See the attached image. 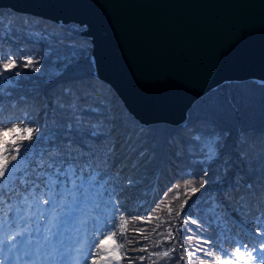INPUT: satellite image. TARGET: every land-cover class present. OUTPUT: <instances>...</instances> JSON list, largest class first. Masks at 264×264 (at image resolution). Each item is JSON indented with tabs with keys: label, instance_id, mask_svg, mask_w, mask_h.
<instances>
[{
	"label": "snow or ice",
	"instance_id": "snow-or-ice-1",
	"mask_svg": "<svg viewBox=\"0 0 264 264\" xmlns=\"http://www.w3.org/2000/svg\"><path fill=\"white\" fill-rule=\"evenodd\" d=\"M0 31H4L2 21ZM63 39L57 38L58 42H63ZM17 58L21 61L19 64ZM41 59L42 53L35 54V58L33 53L22 51L19 57L16 54H9L0 64V97L11 95L5 88L18 82L13 78L22 75L19 70L21 67L39 72ZM4 73H10V76H5ZM90 87L91 85H86L85 88H80L74 84L66 86L62 95L52 102L51 110L44 112L47 123L40 127L21 129L10 121L11 128L0 129V221L8 226L10 233L0 239V264H69L65 253L73 246L75 238H70L66 226L60 225L64 223L67 214L77 215L83 205L92 207L94 219L100 218L104 221L103 229L95 230L97 238L103 236V239L94 244V247L98 250L111 251L104 249L103 246L106 240L117 234L116 217H122L128 211L123 202L125 190L137 186L141 169L146 171L147 166L155 159L157 148L139 140L136 131L131 129L126 130L123 137L114 142L112 137L118 133V126L123 125V118L111 112L105 104L95 98L93 95L95 89L91 92L85 90ZM18 119L33 122L26 116ZM21 131L25 135H17L10 141L6 139L11 133ZM134 139L136 143H133ZM193 139L199 140L200 137L196 136ZM18 140L21 143H17ZM25 140L29 141L27 145L22 143ZM118 143L125 150L124 155L120 157L121 163L128 161L119 170L114 156ZM93 145H102V150L94 149ZM201 155L204 157L202 163H211L216 158L212 148ZM9 156L11 161L25 160L26 164L23 168L17 169V165L13 163L9 168ZM261 161L264 162V155L261 156ZM128 170L129 174L121 180L123 173ZM207 174V170H203L200 175V187H193L191 189L193 193L205 188L207 181L204 177ZM228 191L235 195L241 210H245L249 203L252 208L257 209L255 215L245 222V227L248 234L260 242L258 246L253 244L249 247L248 242L237 240L235 247L229 252L223 248L222 242L218 243L220 236L231 230L219 216L215 215L218 201L209 195L203 201L206 207L198 208L202 214L207 213L206 221L201 222L190 207L185 211V205L188 203L185 200L180 205V210L176 212L177 217L183 216L180 225L176 227V233L171 227L166 230L165 239L175 241L176 234H180L178 244L183 254L173 256L176 247L170 245L167 251L149 253V258L153 255L168 257L171 264H180L185 260L184 254L193 257L197 252H203L204 257H197L199 264H248L249 260L254 264H264V208L260 207L264 205V167L261 168L256 182L251 179L234 180ZM41 206L46 207L43 212H38ZM57 208L64 210L65 217L58 218L55 229L46 231L40 221L46 214H50V210ZM151 211L152 209H149L146 213L149 221ZM109 212L110 215L106 216L105 214ZM129 215H132L133 219H144L139 214ZM190 224L197 227L193 229L188 226ZM84 226H87V221L84 222ZM156 227L159 228L160 225ZM209 227L216 229V241L203 234ZM134 231L140 233L143 229ZM105 232L108 235H104ZM120 236L127 244L139 245L138 239L128 240L124 233H120ZM142 238L148 239L147 236ZM227 238L224 235V239ZM193 239L195 244L189 245L192 248V251H189V247H185V241L190 242ZM156 243L159 245L160 241ZM204 245L212 247L205 248ZM119 247L123 248L125 244L121 243ZM130 251L147 253V245L132 248ZM217 252L221 255H217ZM87 255L91 264H95V253L89 251ZM207 257H213L214 262H210ZM122 258L127 259L128 264L145 260L143 255L128 257L127 251Z\"/></svg>",
	"mask_w": 264,
	"mask_h": 264
},
{
	"label": "trees",
	"instance_id": "trees-1",
	"mask_svg": "<svg viewBox=\"0 0 264 264\" xmlns=\"http://www.w3.org/2000/svg\"><path fill=\"white\" fill-rule=\"evenodd\" d=\"M0 21L4 28V31H0V63L9 54H16L19 57L21 51L33 53L34 58L35 54H43L39 72L33 71L32 68L21 67L19 70L22 75L13 78L18 82L10 87L6 86V92H10L11 95L0 97V121H3L0 123V128L12 126L10 121L28 127H40L47 123L44 112L51 110L52 102L60 97L59 93H62L66 86L74 84L76 87L85 88L86 85H91L85 90L91 92L95 89L93 92L95 98L105 104L111 112L123 118V125L118 126V133L112 137L114 142L123 137L126 130L131 129L136 131L139 140L157 148L155 159L147 166L146 171L141 169L137 186L125 190L123 202L128 211L122 217H116L117 234L114 237L116 243L125 244V247L121 248L119 264H128V260L122 258L126 251L128 257L140 256L138 254L140 251H130V249L144 246L141 244L143 239L141 235L145 234V231L150 233L152 227L149 225L162 226L154 241H159L164 236L162 233L167 230L163 229L166 225L160 224L154 218L158 212L163 211L167 214L165 209L174 208L172 213L176 228L181 222L176 216L180 205L187 200L184 210L188 211L190 207L193 212L201 215L202 212L198 211V208L206 207L203 201L209 195L214 196L218 201L215 215L219 216L231 230L224 234L228 237L227 240L222 235L218 243L222 242L223 248L229 252L233 250L236 245L235 236H238L242 230L226 213V209H230L235 218L246 220H250L257 210L252 208L251 203L246 205L245 210H241L235 195L228 189L234 180L251 179L256 182L261 168L264 167V162L261 161V156L264 155V84L256 81L225 83L194 104L185 124L180 126L158 124L145 127L127 112L122 101L109 85L92 75L91 42L85 37L78 36V32L84 27L73 23L58 25L11 10H0ZM6 32L7 38H5ZM60 37L64 38L63 42H58L57 38ZM20 62L17 58V63ZM21 116L29 117L33 122L28 123L18 119ZM196 136L200 139H193ZM170 142H172L171 146H169ZM22 143L27 145L29 141L25 140ZM133 143H136L135 139ZM93 148L102 150V145H93ZM209 148L215 151L216 158L211 163H202L204 157L201 153L208 151ZM124 152L125 150L118 143L114 153L115 164L119 166L117 170L123 168L124 163H128L126 160L123 163L120 161ZM205 169L208 173L204 177L207 181L205 188L193 193L191 189L200 187V175ZM158 170L161 176L157 190L151 198L149 193ZM129 171L123 173L121 180L129 174ZM178 182L179 187L175 190ZM172 187L174 189L171 192L169 188ZM169 192L167 200H160ZM44 207L41 206L37 211L43 212ZM260 207L264 208V205ZM153 208L158 210L151 211L149 221L146 213ZM129 213L133 215L142 213L144 219L128 217L127 221V216H131ZM201 216L206 221L207 213ZM130 224L131 227L128 228ZM119 225H126V229L122 230ZM0 227L8 228L2 221ZM134 229H143V232L138 233ZM209 230L212 231L213 240L216 241V229L209 227L208 234H210ZM120 233H124L128 240L138 239L139 245L127 244ZM203 234L208 236L205 232ZM99 242L100 238H97L95 244ZM146 245L149 253H153L152 243ZM204 247L211 248L212 245ZM102 251L94 247L95 264ZM216 254L221 255L219 252ZM197 257H204V253L198 252L194 257L196 264H199ZM207 259L214 261L213 257ZM137 263L140 261L137 260Z\"/></svg>",
	"mask_w": 264,
	"mask_h": 264
},
{
	"label": "water",
	"instance_id": "water-1",
	"mask_svg": "<svg viewBox=\"0 0 264 264\" xmlns=\"http://www.w3.org/2000/svg\"><path fill=\"white\" fill-rule=\"evenodd\" d=\"M0 10L84 27L92 75L141 126L185 124L225 83L264 84V0H0Z\"/></svg>",
	"mask_w": 264,
	"mask_h": 264
},
{
	"label": "rangeland",
	"instance_id": "rangeland-1",
	"mask_svg": "<svg viewBox=\"0 0 264 264\" xmlns=\"http://www.w3.org/2000/svg\"><path fill=\"white\" fill-rule=\"evenodd\" d=\"M3 62H4V60H2L0 64H2ZM4 74L5 75L6 74L10 75V73H4ZM16 124L21 129H23L25 127H28L27 125H24V124H21V123H16ZM11 127H12L11 125H8L6 127L0 128V129H8V128H11ZM17 135H25V133L23 131H21L20 133L13 132L6 139H8L10 141L11 139L15 138ZM17 143H20V141L18 140ZM13 163L17 165V169H20V168H23L24 167V165L26 164V161L25 160L11 161L10 156H9V168L11 167V164H13ZM14 174H18V172H14ZM160 176H161V172H160V170H158L156 172L155 176H154V180L152 181V186H151L150 193H149L151 198L154 196V194H155V192L157 190V186H158V182H159ZM177 185H179V182L177 183ZM177 188L178 187H176L175 190ZM173 189H174V187H172L171 192L173 191ZM169 194H170V192L167 194V196L165 198H162L160 200H162V201L163 200L164 201L167 200ZM170 209H171V211H170ZM88 210H89V213H93V210H92V207L91 206H89ZM157 210L158 209H154V208L152 209V211H157ZM165 210L167 211V214L164 213L163 211L162 212H158V214H156V217H154V218H156V220H158V222L160 224H165L166 225L163 229H168L169 227H171L172 228V231L174 233H176V228H174V220L175 219H174V216H173V213H172V211L174 210V208H171L170 207V208H167ZM81 213H82V211L79 210V212L77 213V217H76V215H75V217H73V215H71L69 213V216L71 215V217L69 219V225L67 224V227L70 226V229H71L70 231H68L69 233L72 232V229L78 232V230H76V227H78V226H76L71 220L74 219V218H79L81 216ZM137 214H139L140 216L144 217V215H141L142 213H137ZM55 215H56V212L53 215V217L49 220L50 226H49V223L46 224V226L50 227L51 229H55L57 227V225H55V223L57 221V219H54ZM87 215H89V214L87 213ZM199 215H200V213H196V216H199ZM201 215L199 216V218H200L201 222H204V218H202L203 216H201ZM128 217L131 218L133 216L132 215L131 216H127V219H126L127 221H128ZM178 218L181 221V219H183V216L178 217ZM61 226H62V224L60 225V227ZM149 226L152 227L150 229V233H148V231H145V234L141 235V236H147L148 237V239H146V240L145 239H142V241H141V244L142 245H146L148 243H152L151 250H154V252L167 251L169 249V246L170 245H173V246L176 247V252L172 254L173 256H178L180 254H183V250L179 247V244H178V241L180 239V234L179 233L176 234V240L175 241H172V240H169V239H165V237L167 236V231H165L164 233H162V235H164V236L161 237V240H159L160 241L159 245H157V243H156L157 241H154L153 239L158 234V231L161 230V227L162 226L159 227V228H157L153 224H151ZM188 226L192 227L193 229H195L197 227V225H194V224H190ZM129 227H131V224L128 225V228ZM120 228L122 230H125L126 229V225L120 226ZM153 229H155V232H152L151 231ZM209 231H210V234H208L207 231L205 233L208 236L212 237V231L211 230H209ZM106 235H108V233ZM250 237L253 238L252 240L257 241L255 239V237H253L251 235H250ZM101 239H103V237ZM115 239L116 238L114 236H112L110 239H108V240L105 241V244L103 246L104 249H111V251L110 252H108V251H102V253H100L99 256H98V258L96 259V264H119L120 259H117V257H121V255H120L121 248L119 247L120 243H116L117 240H115ZM114 241H115V243H114ZM249 241H251V240H249ZM259 243L260 242L258 241V244ZM190 244H195V239H193V241H190V242L189 241H185V247H189ZM251 244L253 245L254 244V241H252ZM189 251H192V248L191 247H189ZM138 254L140 256L141 255L145 256V260L143 262H140V263H137V264H153V262H155V264H171V262H170V260H169L168 257H157V256H154L153 255V256H151L149 258V256H148L149 250H147V253H145V252H139ZM196 255H198V252H197ZM184 257H185V260L184 261H181L180 264H185V261L187 262V264H196V261H195V258H194L195 256L189 257L186 254H184ZM210 262H214V261H210Z\"/></svg>",
	"mask_w": 264,
	"mask_h": 264
},
{
	"label": "bare ground",
	"instance_id": "bare-ground-1",
	"mask_svg": "<svg viewBox=\"0 0 264 264\" xmlns=\"http://www.w3.org/2000/svg\"><path fill=\"white\" fill-rule=\"evenodd\" d=\"M62 95V93H59V96H61Z\"/></svg>",
	"mask_w": 264,
	"mask_h": 264
}]
</instances>
